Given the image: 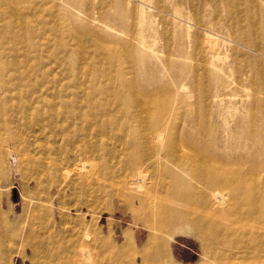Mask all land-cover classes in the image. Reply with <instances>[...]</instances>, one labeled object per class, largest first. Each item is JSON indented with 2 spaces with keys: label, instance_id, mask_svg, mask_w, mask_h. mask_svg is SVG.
<instances>
[{
  "label": "rangeland",
  "instance_id": "obj_1",
  "mask_svg": "<svg viewBox=\"0 0 264 264\" xmlns=\"http://www.w3.org/2000/svg\"><path fill=\"white\" fill-rule=\"evenodd\" d=\"M119 80L154 94L168 141L255 152L264 190V0H0V264H128L123 242L143 245L147 210L121 181L139 149L111 127L94 140L105 156L63 169L45 110L65 103L40 86L63 85L74 108L86 107L77 89ZM97 98L115 111L112 96ZM162 235L174 264H213L199 236Z\"/></svg>",
  "mask_w": 264,
  "mask_h": 264
},
{
  "label": "bare ground",
  "instance_id": "obj_2",
  "mask_svg": "<svg viewBox=\"0 0 264 264\" xmlns=\"http://www.w3.org/2000/svg\"><path fill=\"white\" fill-rule=\"evenodd\" d=\"M80 11L77 9V15ZM40 86L43 92L53 95V101L56 96L65 103V107H54L50 102L45 110L49 126L56 129L51 131V139L61 142L52 150L63 169L71 164L83 168L105 156L103 150L107 147L94 140L111 127L124 146L129 141L139 149L131 160L128 151L114 155L119 162L130 160L123 167L122 185L131 191L129 204H142L147 210L143 219L150 221L151 232L141 247L133 241L123 242L120 253L131 255L128 264H174L162 234L172 236L177 230L199 236L209 248L213 264H264V190L253 181L259 169L255 152L234 157L218 150L213 140L201 143L196 139L192 146L168 141L158 101L152 105L146 102L148 95L154 98V94L134 80L115 81L112 86L90 83L94 88L86 93L77 89L76 96L81 102L86 100V107L76 103L74 108H69L63 98V85L49 81ZM98 94L112 96L115 111L107 112ZM108 152L111 158V150ZM75 153L87 157L77 164ZM27 183L30 185L32 179ZM34 183L38 185L40 180ZM31 235L29 231L26 238L29 240ZM83 250L84 261H89L91 255ZM57 258L58 264H68L64 258Z\"/></svg>",
  "mask_w": 264,
  "mask_h": 264
}]
</instances>
